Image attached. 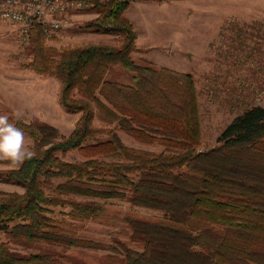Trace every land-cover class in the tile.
<instances>
[{"label":"trees","instance_id":"1","mask_svg":"<svg viewBox=\"0 0 264 264\" xmlns=\"http://www.w3.org/2000/svg\"><path fill=\"white\" fill-rule=\"evenodd\" d=\"M84 1L98 12L86 27L122 39L59 50L46 44L45 24L34 19L28 46L32 59L24 66L58 76L60 104L80 116L65 136L47 122L27 124L7 114L30 133L36 155L0 170V179L24 188L0 190V228L9 241L50 247L21 254L0 241V264H56L70 257L56 247L106 249L111 264H264V103L244 108L217 144L200 149L194 74L134 60L137 33L125 14L131 0ZM119 64L131 72L133 84L107 79ZM95 114L113 124L105 140H94L105 131L94 123ZM117 128L157 141L163 149L128 147ZM70 149L85 158L68 161L58 155ZM110 198L162 212L127 216L141 249L79 237L62 226L70 221L51 215L53 207L61 206L72 218H94L105 211L99 200Z\"/></svg>","mask_w":264,"mask_h":264},{"label":"rangeland","instance_id":"2","mask_svg":"<svg viewBox=\"0 0 264 264\" xmlns=\"http://www.w3.org/2000/svg\"><path fill=\"white\" fill-rule=\"evenodd\" d=\"M129 14L133 17V21L129 19L141 46L132 53L136 62L151 61L155 67L167 66L194 74L202 121L200 149L217 144L222 130L244 108L253 103H264V0H136L130 4ZM54 16L62 18L63 25L48 32L45 42L59 50L84 43L118 44L122 39L118 33L87 28L86 21L98 16V12L88 5ZM29 44L30 34L24 41L17 22L0 19V113L14 115L21 112L23 122H47L67 136L73 131L80 112L60 104L58 76L39 74L24 66L32 59ZM107 79L133 84L131 72L120 64L108 72ZM94 123L105 129L94 140L107 139V128L113 124H107L98 114L94 116ZM22 131L32 145L30 133ZM117 132L128 147L151 151L163 149L157 141L136 138L120 128ZM58 155L68 161L85 158L78 149L59 151ZM16 167L0 160V170ZM0 190L23 192L24 188L17 181L0 179ZM99 201L104 204L105 211L94 218H72L68 207L61 206L53 207L51 215L70 221L62 226L79 237L111 245L122 241L141 249L131 237L127 216L162 214L157 209L135 205L128 199ZM0 241H7L12 251L21 254L50 247L45 243L9 241L2 228ZM55 249L70 256L61 258L56 264L112 262L105 257L109 252L106 249Z\"/></svg>","mask_w":264,"mask_h":264},{"label":"built area","instance_id":"3","mask_svg":"<svg viewBox=\"0 0 264 264\" xmlns=\"http://www.w3.org/2000/svg\"><path fill=\"white\" fill-rule=\"evenodd\" d=\"M85 5L84 0H0V19L17 22L22 39L26 41L35 18L45 24V32L48 33L63 25L62 18L54 14Z\"/></svg>","mask_w":264,"mask_h":264},{"label":"clouds","instance_id":"4","mask_svg":"<svg viewBox=\"0 0 264 264\" xmlns=\"http://www.w3.org/2000/svg\"><path fill=\"white\" fill-rule=\"evenodd\" d=\"M15 119L23 117V113H14ZM36 155L33 146L25 133L10 121L7 114L0 115V160H7L19 166L25 160Z\"/></svg>","mask_w":264,"mask_h":264},{"label":"crops","instance_id":"5","mask_svg":"<svg viewBox=\"0 0 264 264\" xmlns=\"http://www.w3.org/2000/svg\"><path fill=\"white\" fill-rule=\"evenodd\" d=\"M134 1H136V0H132L131 2H130V4H132ZM130 4H129V6H130ZM126 16L128 17V18H130L131 19V21H133V17H132V15L131 14H129V7L127 8V10H126ZM136 42H137V49H136V51L138 50V49H140L141 48V46L139 45V37L137 36V40H136ZM175 69V68H174ZM177 70H181V69H177ZM182 71V70H181ZM184 71V70H183Z\"/></svg>","mask_w":264,"mask_h":264}]
</instances>
